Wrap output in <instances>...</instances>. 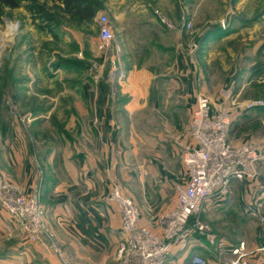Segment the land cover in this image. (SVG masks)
<instances>
[{
	"label": "crops",
	"instance_id": "1",
	"mask_svg": "<svg viewBox=\"0 0 264 264\" xmlns=\"http://www.w3.org/2000/svg\"><path fill=\"white\" fill-rule=\"evenodd\" d=\"M102 1L114 30L118 31V39L115 38L111 47L114 43L125 47L130 63H120L127 70V75L124 82L118 81L123 92L129 93V100L126 101L129 115L150 107L163 120L162 126L166 130L163 129L161 135L154 138L152 148L155 153L151 160L131 167L119 136V127L115 126L116 82L111 80L109 74L107 78L95 79L85 86V100L91 108L87 114L94 120L93 138H88L79 147L75 144L70 157L61 156L65 176L61 173V167L56 168L52 164L58 155L54 152L48 156L40 155V161L46 167V173L43 174L25 143L13 144L5 149L0 155V166L24 192L41 191L46 220L54 227L63 255L49 245L25 239L13 216L0 206V264H115L117 249L125 234L119 206L110 198L114 182L112 176L119 174L131 181H123L126 193L141 208L140 224L150 227L154 232H160L158 215L176 204L174 185L187 180V167L181 155L182 146L191 139L188 125L197 96L208 95V89L201 82L199 68L189 45L182 43L177 46L178 40L182 39L185 24H177L175 0ZM157 10L176 23V27L171 28L162 22ZM233 13L236 11H232L229 24L233 20ZM61 30L65 47H72L78 40L79 32L67 23L61 25ZM242 31L243 28L235 26V31L223 38L235 36L239 40V48L246 47L238 52L235 64L231 66L230 77L220 87L210 91L208 96L216 106H230L231 101L226 97L225 90L230 91L234 97L235 88L236 98L243 91L264 83V34L246 43L247 37ZM26 32L27 36L38 38L35 30L29 28ZM46 35L39 38L52 42L53 37ZM51 42H47L46 49L39 47L25 50L26 62L22 71H27L29 76L28 79L23 78V84H36L39 88L47 86L49 81L44 63ZM57 70L60 68L54 72ZM114 70L111 69L112 72ZM5 81L2 80L0 85V124L2 120L12 117L18 107L28 110L20 89L15 87L13 93L6 95ZM259 109L254 108L235 116L231 123L242 130L239 136L243 138L234 144L247 141L258 149H264V112ZM15 117L18 118V115ZM230 127L229 132L232 130ZM236 130L234 128L232 132ZM259 130L262 132L259 133ZM165 132L169 135L164 136ZM229 132L228 138L231 140ZM259 177L260 174L255 181L246 180L249 184L247 199L261 203L264 209V177L258 180ZM234 183L237 185L236 181L231 185ZM228 197L227 194L222 202H227ZM222 202L210 200L201 214L208 207ZM215 234V244L197 233L191 234L184 242L173 244L170 264L186 263L194 253L205 257L207 264H224V258L233 257V248L242 242H245L249 253V264H264V253L258 249L263 244L261 241L245 240L242 237L233 240L224 232Z\"/></svg>",
	"mask_w": 264,
	"mask_h": 264
},
{
	"label": "rangeland",
	"instance_id": "2",
	"mask_svg": "<svg viewBox=\"0 0 264 264\" xmlns=\"http://www.w3.org/2000/svg\"><path fill=\"white\" fill-rule=\"evenodd\" d=\"M48 1L49 5L52 4L51 0ZM99 1L102 2V0ZM37 2L42 5L46 0H37ZM259 2L261 0H175V19L177 24H185L182 39L178 40L177 46H181L183 43L188 44V48H192L191 53L196 59L201 75V82L206 84L208 95L210 91L212 92L220 87L227 77H230L232 74L231 66H234L238 52H241L246 47L242 46L239 48L240 43L239 40L235 39V36L223 38L232 33L233 30L235 31V26L238 29L243 28L242 32L247 37L246 43L249 42V39H258L263 36L264 13L257 16L259 14L258 10L262 8V5L258 6ZM32 3L31 0H23L22 5L17 8L0 5V46L3 51L0 59V85L2 79H5L7 96L16 90V85L12 84L14 80H17V78L19 80L23 78L28 79L29 75L27 71H22V66L26 62L25 50L38 49L39 47L46 49L47 42H51L45 38H39L40 36L46 37L47 35L37 28L39 19L34 20V12L29 9ZM237 9L240 11H237ZM230 10L236 11L235 14L233 13L231 24L226 26L230 27V30L227 32L222 31L221 33L219 31L212 32L204 40H200L207 29L219 24L225 27L224 20ZM98 12L108 13L103 6ZM188 23H191L190 27L186 26ZM29 28L37 32L38 38L31 35L27 36L26 30ZM59 28H61V25ZM76 31L79 32L78 40L75 41L72 47H65L63 42L55 40H52V45L48 46L44 68H51L52 74L55 73L57 75L56 78L52 79L45 71L49 81L46 87L39 88L36 84L29 83L26 85L21 83L20 87H17L22 91L24 90L21 95L32 104L25 103L28 110L18 107L16 112L12 113V117L2 120L0 124V155L2 156L5 149L7 150L13 144L25 143L31 155L35 157L36 164L40 166L43 174L46 173V167L40 161V155L42 156V154L44 156H48L52 152L58 154L55 161H52V164L54 167L60 168L62 165L61 158L63 156L64 158L65 156L70 157L69 155L72 153L75 144L79 147L83 142H87L88 138H93L94 120L87 114L91 108L85 100V86L95 79L107 78L110 74L111 80L116 82L115 126L119 127V136L126 149V154L129 156L128 161L132 165L130 166L136 167L144 161L149 162L155 153V150L152 148L154 138L157 139L163 132V129L166 130V128L162 126L163 120L150 107L137 110L131 116L129 115L130 113L126 107L129 93L123 92V87L118 83L119 80L124 82L127 75V70H124L123 66L120 65V63H129L126 57V48H122L118 43H114V46L110 47L106 53L99 50L101 42L100 27L97 23L93 26L91 25L88 29H76ZM114 34L115 38H117L118 31L116 29L114 30ZM122 50H124L125 54ZM8 51H10V57L6 56ZM113 56L114 59H111ZM60 59H73L80 64L76 63V68L75 66L71 69L62 67L59 71L54 72L56 69L53 71L52 64ZM8 60H10L9 63ZM13 68L14 71L12 73L10 70ZM112 68L115 69L113 72L111 71ZM118 72L119 76L117 75ZM73 82L77 83L72 84ZM8 85H11V87ZM233 89L234 97H232L229 106L232 112L235 111L237 104L244 103L246 100H264V87L255 85L251 89L243 91L242 95L236 98L235 88ZM34 100L40 101L39 108L38 104L34 103ZM33 107L38 110L35 111ZM248 110L251 109L244 110L241 113ZM15 115H18V118ZM233 117L234 120L235 114ZM190 121L188 132L191 139L187 140L182 146L181 155L186 147L192 146L194 142L190 132ZM232 126L230 127L232 130L229 132L231 141L241 140L243 137L239 135H241L242 130L233 126L235 130L238 128L233 133L234 128ZM168 135L169 133L165 132L164 136ZM137 152L138 155L136 154ZM5 171L0 166L1 176L15 183L9 176V173ZM258 172L260 174L258 180H260L261 176L264 177V162L258 165ZM61 173L64 174L62 167ZM112 180L114 181L112 187L117 185L127 195L124 182L129 183L131 181L124 179L119 174L113 175ZM179 184L176 183L174 185L176 195V188ZM236 184L234 183L230 186L227 202L208 207L202 214V219L209 223L217 234L224 232L230 235L233 240L236 238L241 239L242 237L245 240L254 239L260 241L264 235V226L261 225L258 218L246 213L248 206L257 203L253 200L248 201L247 199L249 189L247 181H236ZM16 185L18 186V184ZM34 192L39 193L41 203L45 209L41 191L36 190L31 193ZM129 197L132 198L131 195ZM132 199L135 201L134 198ZM151 209L153 208L149 210ZM48 226L56 247L60 249L63 255V250L59 245L54 227L49 223ZM22 236L28 240L26 233L23 232ZM49 246L56 251L51 241H49ZM57 253L59 254V252Z\"/></svg>",
	"mask_w": 264,
	"mask_h": 264
},
{
	"label": "built area",
	"instance_id": "3",
	"mask_svg": "<svg viewBox=\"0 0 264 264\" xmlns=\"http://www.w3.org/2000/svg\"><path fill=\"white\" fill-rule=\"evenodd\" d=\"M156 13L169 27H176L158 10ZM97 22L100 27L99 47L108 50L115 40L114 25L106 12L98 15ZM186 26L190 27L191 23ZM224 93L231 101V92L225 90ZM263 105L262 99L246 100L237 104L238 108L232 112L230 107L216 106L206 94L197 96L190 121L194 142L182 153L188 177L184 183L177 185L175 206L158 215L160 232L140 224L138 204L117 185L112 187L110 198L119 206L125 234L117 249L116 264H170L173 244L184 242L193 233L207 238L212 244L217 242V235L210 224L200 217L206 203L212 199L219 203L224 201L233 181L257 180L258 165L264 160V149H258L251 142L234 144L229 140L233 115ZM0 206L13 216L29 241L45 245L51 241L62 255L55 245L39 193H26L0 174ZM246 213L258 218L264 226L261 203L248 206ZM258 249L264 253V244ZM232 253L233 257L224 258V264H249L245 242L233 248ZM179 264H207V260L194 253L188 262Z\"/></svg>",
	"mask_w": 264,
	"mask_h": 264
},
{
	"label": "trees",
	"instance_id": "4",
	"mask_svg": "<svg viewBox=\"0 0 264 264\" xmlns=\"http://www.w3.org/2000/svg\"><path fill=\"white\" fill-rule=\"evenodd\" d=\"M23 0H0V5L10 7V8H17L22 5ZM33 3L29 6V9L34 12L33 19L37 20L39 19V22L37 24V28L40 31L45 32V34H50L53 37V40L55 41H61L63 42L61 28H59L60 25L67 23L68 25L72 26L74 29L78 30H85L88 29L91 25L98 24L96 20L97 12L98 10L103 6V1L99 0H51L52 4H48V0L44 4H38L37 0H31ZM236 1V0H235ZM37 2V3H36ZM260 10H258L259 15L264 13V0H261L259 2L258 6H261ZM36 13V14H35ZM38 15V16H37ZM256 16V17H257ZM67 21V22H66ZM230 30V27H223L222 24L215 25L209 29L206 30L204 35L200 38V40H204L207 36H209L212 32H227ZM10 60H8L9 63ZM80 64L76 62L73 59H67L63 60L60 59L54 64H52L53 71L54 69L58 68H73L75 65ZM76 68V66H75ZM74 68V69H75ZM12 73L14 71V68L10 70ZM45 71L49 74V77L56 78V74H52L51 68H46ZM76 71V69H75ZM11 76V75H9ZM3 80V79H2ZM14 80L12 84H15L16 87H20L22 81ZM77 82H73L72 84H76ZM259 87H264V83L257 84ZM21 93L24 92V90H20ZM25 103L32 104L30 101H27L25 98ZM35 104H38L39 108V100H34ZM35 108V107H33ZM37 108V106H36ZM35 108V111L38 109ZM261 109L262 112H264V105L261 107H258ZM259 109V110H260ZM200 217L202 218V214H200ZM261 243L264 244V235L260 239Z\"/></svg>",
	"mask_w": 264,
	"mask_h": 264
},
{
	"label": "water",
	"instance_id": "5",
	"mask_svg": "<svg viewBox=\"0 0 264 264\" xmlns=\"http://www.w3.org/2000/svg\"><path fill=\"white\" fill-rule=\"evenodd\" d=\"M231 15H232V11H229V12L227 13V15H226L225 20H224V26H225V27L229 25V23H230V19H231ZM10 55H11V54H10V51H8L7 54H6V56H7V57H10Z\"/></svg>",
	"mask_w": 264,
	"mask_h": 264
},
{
	"label": "bare ground",
	"instance_id": "6",
	"mask_svg": "<svg viewBox=\"0 0 264 264\" xmlns=\"http://www.w3.org/2000/svg\"><path fill=\"white\" fill-rule=\"evenodd\" d=\"M0 50H1V52H3V51H2V47H1V46H0ZM1 57H2V56L0 55V59H1Z\"/></svg>",
	"mask_w": 264,
	"mask_h": 264
}]
</instances>
